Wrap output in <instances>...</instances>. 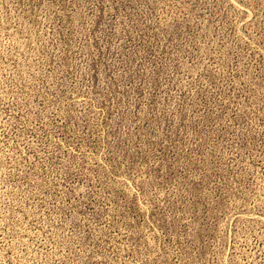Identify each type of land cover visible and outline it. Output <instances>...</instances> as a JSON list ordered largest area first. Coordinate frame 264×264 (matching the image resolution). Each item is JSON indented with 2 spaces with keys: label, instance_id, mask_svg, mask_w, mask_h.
Masks as SVG:
<instances>
[{
  "label": "rangeland",
  "instance_id": "rangeland-1",
  "mask_svg": "<svg viewBox=\"0 0 264 264\" xmlns=\"http://www.w3.org/2000/svg\"><path fill=\"white\" fill-rule=\"evenodd\" d=\"M0 264H264V0H0Z\"/></svg>",
  "mask_w": 264,
  "mask_h": 264
}]
</instances>
